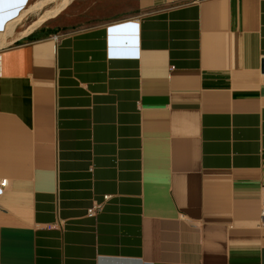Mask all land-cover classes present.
Here are the masks:
<instances>
[{
  "label": "crops",
  "instance_id": "obj_1",
  "mask_svg": "<svg viewBox=\"0 0 264 264\" xmlns=\"http://www.w3.org/2000/svg\"><path fill=\"white\" fill-rule=\"evenodd\" d=\"M32 1L0 0V264H264V0L21 42Z\"/></svg>",
  "mask_w": 264,
  "mask_h": 264
},
{
  "label": "rangeland",
  "instance_id": "obj_2",
  "mask_svg": "<svg viewBox=\"0 0 264 264\" xmlns=\"http://www.w3.org/2000/svg\"><path fill=\"white\" fill-rule=\"evenodd\" d=\"M40 1L41 0H33L31 6L36 5ZM61 3V0L55 1L44 9L29 14L27 18L21 21L17 35L18 38H22L21 42L46 37L55 33L66 34L69 32H76L104 22L113 16L116 11L115 7L105 2V0H70L68 6L65 7L57 17L49 19L37 27L38 29L35 28V30L33 29L31 31V28L44 17L47 11L57 9ZM127 6L135 7V0H128ZM13 26L14 25L9 26L8 31ZM35 32L38 34L31 38L30 36Z\"/></svg>",
  "mask_w": 264,
  "mask_h": 264
},
{
  "label": "bare ground",
  "instance_id": "obj_3",
  "mask_svg": "<svg viewBox=\"0 0 264 264\" xmlns=\"http://www.w3.org/2000/svg\"><path fill=\"white\" fill-rule=\"evenodd\" d=\"M55 1H58V0H41L39 3H37L36 5L34 6H31L27 11H25V16L29 15V14H33L35 13L36 11H39L41 9H44L45 7H47L49 4L55 2ZM61 5L57 8V9H54V10H51V11H47L44 15V17L39 21L37 22L32 28H31V31L37 27H39L40 25H42L43 23H45L46 21H48L49 19L51 18H54V17H57L59 15V13L65 8L68 6V4L70 3V0H61ZM52 6V5H50ZM48 9V8H47ZM46 10V9H45ZM24 15V14H23ZM22 15V16H23ZM23 16V18L25 17ZM21 18V17H20ZM18 26V25H17ZM13 29H14V26L8 31V34L10 35H13L12 32H13ZM38 29V28H37ZM34 32V31H33ZM4 37V36H3ZM11 37V36H10ZM3 40V39H2Z\"/></svg>",
  "mask_w": 264,
  "mask_h": 264
},
{
  "label": "built area",
  "instance_id": "obj_4",
  "mask_svg": "<svg viewBox=\"0 0 264 264\" xmlns=\"http://www.w3.org/2000/svg\"><path fill=\"white\" fill-rule=\"evenodd\" d=\"M7 185H8V181H1V182H0V187H1L2 189H5V188L7 187Z\"/></svg>",
  "mask_w": 264,
  "mask_h": 264
},
{
  "label": "trees",
  "instance_id": "obj_5",
  "mask_svg": "<svg viewBox=\"0 0 264 264\" xmlns=\"http://www.w3.org/2000/svg\"><path fill=\"white\" fill-rule=\"evenodd\" d=\"M30 40H32V39H30Z\"/></svg>",
  "mask_w": 264,
  "mask_h": 264
}]
</instances>
